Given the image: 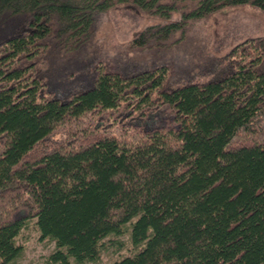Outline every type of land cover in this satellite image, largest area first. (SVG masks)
I'll list each match as a JSON object with an SVG mask.
<instances>
[{"label": "trees", "instance_id": "16d2710c", "mask_svg": "<svg viewBox=\"0 0 264 264\" xmlns=\"http://www.w3.org/2000/svg\"><path fill=\"white\" fill-rule=\"evenodd\" d=\"M119 4L163 19L129 42L152 58L100 60L75 86L67 60ZM242 4L264 12V0H0V264H19L26 227L54 241L50 264L112 247L124 251L112 264H264V35L201 72L164 60L194 21Z\"/></svg>", "mask_w": 264, "mask_h": 264}, {"label": "rangeland", "instance_id": "374dc122", "mask_svg": "<svg viewBox=\"0 0 264 264\" xmlns=\"http://www.w3.org/2000/svg\"><path fill=\"white\" fill-rule=\"evenodd\" d=\"M161 22L162 18L142 11L134 4H119L102 12L97 19L93 40L87 49L85 48V56H71L66 64L62 63V68L65 64V74L74 68L77 79L73 80V84L82 87L91 77L89 69L100 60L105 59L116 65L123 59L132 61L140 58L143 62L148 61L152 58L150 53L155 50H136L129 47V42L146 27ZM188 33V43L171 47L164 60L180 70L187 67L191 69L190 72H201L238 41L248 36L264 35V12L248 4L229 6L207 18L194 21ZM166 116V112L160 111L146 124L148 127L161 124ZM19 242L23 244L24 249L17 263L50 264L48 256L55 243L40 237L36 228H24ZM123 252L112 247L103 251L97 262L88 264H112Z\"/></svg>", "mask_w": 264, "mask_h": 264}]
</instances>
